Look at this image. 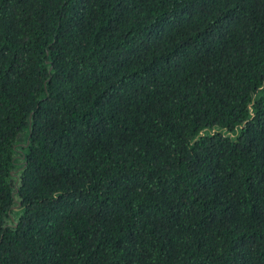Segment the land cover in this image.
Returning <instances> with one entry per match:
<instances>
[{"label": "trees", "instance_id": "trees-1", "mask_svg": "<svg viewBox=\"0 0 264 264\" xmlns=\"http://www.w3.org/2000/svg\"><path fill=\"white\" fill-rule=\"evenodd\" d=\"M0 264H264V0H0Z\"/></svg>", "mask_w": 264, "mask_h": 264}]
</instances>
